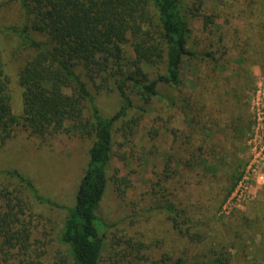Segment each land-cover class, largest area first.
<instances>
[{
  "label": "trees",
  "instance_id": "trees-1",
  "mask_svg": "<svg viewBox=\"0 0 264 264\" xmlns=\"http://www.w3.org/2000/svg\"><path fill=\"white\" fill-rule=\"evenodd\" d=\"M14 1L22 7L23 25L3 31L16 35L21 45L34 53L18 72L19 115L11 110L9 78L0 54V147L13 137L17 127L37 138L40 145L59 135L91 140L74 203L65 208L57 232L64 253L58 252L53 264H100L106 225L96 212L108 183L115 125L133 109L130 90L144 105L165 97L168 106L182 116V123L170 129L172 144L163 153L164 172L158 185L188 177L186 174L218 179L222 173L227 186L216 208L219 211L245 163L240 154L244 153L252 115L242 93L253 84L248 60L254 63L257 55L264 54V47L256 49L249 36L235 45L239 51L232 56L224 45L220 52L211 50V43L204 51L194 50L189 42L185 0ZM257 4L258 13L264 0H257ZM217 16L210 15L206 25ZM259 28L264 29V21ZM31 33L45 40H36ZM218 39L223 43L229 40ZM126 44L132 50L130 57L126 56ZM78 69L91 82L101 73L110 75L120 100L115 113L109 117L100 113ZM184 69L190 75L186 86H182ZM229 69L234 74H226ZM165 88L175 92L166 95ZM131 122L126 123L127 128ZM0 174L18 185L11 191L0 186V264H51L32 249L35 224L25 216L23 194L41 204L58 205L40 196L32 182L16 170ZM162 208L180 236L188 230L185 234L191 242L205 239L206 233L197 231V220L186 209L168 201ZM216 248L210 249L209 262L193 264H230L225 248ZM173 264H185L184 258Z\"/></svg>",
  "mask_w": 264,
  "mask_h": 264
},
{
  "label": "rangeland",
  "instance_id": "rangeland-1",
  "mask_svg": "<svg viewBox=\"0 0 264 264\" xmlns=\"http://www.w3.org/2000/svg\"><path fill=\"white\" fill-rule=\"evenodd\" d=\"M185 6L189 8L186 10L191 30L189 42L194 44V50L204 51L211 43V50L222 51L224 45L232 56L239 51L235 45L249 36L256 49L259 45L264 47V29L259 28L264 17H258L264 15V6L257 13V0H185ZM212 14L218 16L207 26ZM23 22L19 2L0 0V54L9 78L11 110L16 115L21 114L22 102L18 72L34 52L23 47L16 35L3 29L21 27ZM31 36L45 40L39 34L31 33ZM220 37L229 40L223 43ZM125 52L128 57L132 55L130 44L125 45ZM250 61L252 89L242 93L249 114L254 89L264 85V54L256 56V65L251 58ZM78 71L100 113L105 117L115 113L120 100L110 75L101 73L91 82L83 70ZM226 74L234 72L229 69ZM189 76L184 69L182 86L190 83ZM171 90L175 92V89H162L166 95ZM130 92L133 109L115 125L108 183L96 212L106 225L100 264H173L179 257L184 258L185 264L205 263L211 260L210 249L220 246L231 256L230 264H264V183L252 185L249 200L229 214L216 210L227 186L222 173L218 179L186 174L188 177L180 176L158 185L164 172L163 153L172 144L170 129L182 123V116L168 106L165 97L154 98L144 105L135 91ZM127 122H131V128H127ZM90 145L91 140L66 135L40 145L37 138L17 127L13 137L0 147V172L16 170L32 182L40 196L59 206L41 204L23 194L25 216L35 224L32 249L41 253L47 263L53 264L57 253H64L57 232L66 215L65 208L74 203ZM242 148L244 153L240 156L246 160V143ZM0 186L9 191L18 189L16 181L3 174H0ZM167 201L186 209L197 220L194 224L197 231L206 233L205 239L191 242L185 234L188 230L180 236L162 208Z\"/></svg>",
  "mask_w": 264,
  "mask_h": 264
},
{
  "label": "built area",
  "instance_id": "built-area-1",
  "mask_svg": "<svg viewBox=\"0 0 264 264\" xmlns=\"http://www.w3.org/2000/svg\"><path fill=\"white\" fill-rule=\"evenodd\" d=\"M252 127L246 139L247 157L232 192L221 205V213L237 210L250 198L252 185L264 183V85H258L250 101Z\"/></svg>",
  "mask_w": 264,
  "mask_h": 264
}]
</instances>
